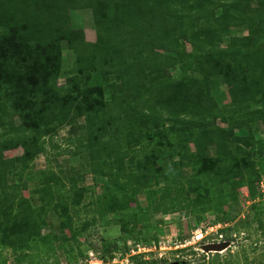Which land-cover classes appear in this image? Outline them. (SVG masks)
I'll list each match as a JSON object with an SVG mask.
<instances>
[{"label":"trees","instance_id":"1","mask_svg":"<svg viewBox=\"0 0 264 264\" xmlns=\"http://www.w3.org/2000/svg\"><path fill=\"white\" fill-rule=\"evenodd\" d=\"M84 8L93 10V43L70 24V11ZM232 28L246 35H231ZM63 41L77 55V72L67 84L58 83ZM175 65L176 79L168 75ZM93 73L119 78V84L110 82L111 99L102 85H88ZM212 76L222 77L233 104L229 135L210 126L221 115L208 96ZM257 121L264 124V0H0V243L15 253L25 250L47 225L46 207L64 218L61 229L78 235L92 225L95 213L74 228L70 210L87 190L77 185L75 172L107 178L110 185L90 205L101 203L100 214L117 213L125 233L139 219L131 203L159 178L171 186L158 195L155 209L163 213L180 210L189 191L197 192L192 207H212L209 188L218 181L231 179L238 187L236 179L244 178L254 194L261 178L252 159L258 140L234 136L233 129ZM169 122L182 124L175 133L178 160L164 148L171 144L168 131L158 127ZM65 126L68 148L57 153L78 156L80 172L71 166L69 174L57 173L50 163L49 146L58 148L51 136ZM188 142L194 151L185 149ZM15 147L22 152L4 154ZM211 147L215 154L198 156ZM38 154L46 168L35 169ZM184 161L194 171L189 179ZM28 177L34 186L29 197Z\"/></svg>","mask_w":264,"mask_h":264},{"label":"rangeland","instance_id":"2","mask_svg":"<svg viewBox=\"0 0 264 264\" xmlns=\"http://www.w3.org/2000/svg\"><path fill=\"white\" fill-rule=\"evenodd\" d=\"M92 11L90 8L70 11V24L73 28L82 30L85 42L89 43L96 40ZM230 34L245 36L246 32L232 28ZM227 41L228 38H224L222 44L225 45ZM187 50H190L188 44ZM76 56L75 51L68 46L67 41H63L61 43L59 84H67L68 77L76 74L78 67ZM179 74L178 65L172 66L168 70V75L172 78H179ZM189 74L193 78L201 77L196 71H191ZM110 82L119 84V78L116 75H110L108 79L104 80L100 73H93L88 85H102L105 98L108 100L112 96ZM80 87L81 83L78 84L77 88ZM119 93L117 90L116 95ZM208 96L212 98L221 114L220 117L210 123V126L229 135L233 104L222 77L212 76L210 78ZM250 106V108H254L257 104L251 103ZM233 118L237 120L239 116L236 115ZM240 118L246 117L243 114L240 115ZM82 120L83 118L78 119L79 122ZM166 126H172L174 133L167 130ZM181 126L182 124L175 123L172 125V122L158 126L159 129L168 131V139L166 138V140H169L171 144L165 143L164 148L171 152L173 160L179 158L177 155V150H179L178 138L175 133L179 131ZM233 133L237 137L249 136L248 138L254 141L258 140L253 145L256 155L252 159L261 172V178L254 183V194L250 193L244 178L236 179V181L241 182L238 187H233L234 181L231 179L218 181L214 185H210L209 188V198L211 199L209 204L212 207H206L205 210L202 209V205L192 207L191 201L195 199L197 192L189 191L182 194L183 207L180 210L163 213L155 209L159 199L158 195L166 187L169 190L171 186L159 178L157 186L149 187L139 193L137 199L131 203V207H135L139 219L135 224H130L129 231L125 233L121 231L118 225L117 213L100 214L101 203L95 206L90 205V200H95L101 196L104 188L109 186L110 182L105 177H95L87 172L85 175H81L82 173L78 170L80 163L78 156L58 155L57 152L68 148L69 126L57 128L51 136V140L53 145H57L58 148L49 146L48 149L51 166L57 173L61 168L68 174L69 168L74 166V170L77 168V172H80V174L74 173L77 185L87 188L79 207L70 210L75 225L73 226L78 228L82 221L92 220L94 213L96 221L86 227V230L79 231L77 235L68 229H61L59 225L64 218L62 219L56 210L46 207L43 209V216L47 220V225L39 230V234L35 238L29 241V246L25 250H17L15 253L10 247L0 243V264H170L182 260L181 256H187V264H264V153H260L261 150L264 152V124L259 121L249 122L245 126L233 129ZM259 140L263 144L259 145ZM236 142L232 139L229 143L232 153L237 152L238 142ZM194 148L193 143L188 142L185 149L192 152L195 150ZM244 148L249 147L244 145ZM21 152V147H15L4 154L13 156ZM213 154H215L214 147L198 152V156H211ZM33 164L35 169L47 167V161L43 154H38ZM184 164L182 173L189 179L194 176L192 164L187 163V161H184ZM202 178L204 184L208 182L209 185L210 178L205 176ZM27 179L28 190L24 191V194L29 197L28 191L34 186L32 178L28 177ZM9 180L13 181L15 178L9 176ZM199 190L202 194L205 192L202 188ZM61 191L65 192L64 190ZM38 197L35 194L31 200L35 206L40 204ZM234 198L239 199V209L234 207ZM223 216H228L229 219L224 220L222 219ZM217 224L222 226L219 227ZM211 225H217L213 232L216 228L217 230L220 228L219 232H222L225 239L233 238L232 243L226 241L222 245L229 244L230 246L221 253L207 250L205 242L212 241L211 237L200 238L202 241L196 238L200 233L209 230L208 227ZM212 237L219 238L218 234ZM216 239L213 240L215 243ZM144 245L149 246L151 250L145 253L139 251L138 247Z\"/></svg>","mask_w":264,"mask_h":264},{"label":"built area","instance_id":"3","mask_svg":"<svg viewBox=\"0 0 264 264\" xmlns=\"http://www.w3.org/2000/svg\"><path fill=\"white\" fill-rule=\"evenodd\" d=\"M246 196H247V194H246ZM219 227H221L222 225H220V224H217ZM217 225H211V226H209L208 227V229L209 230H207V231H205L204 233H200L199 234V236H196V238L198 239V240H200V238L201 239H204L203 237H205V239L206 238H209V237H211V239H212V241H208V242H205V244H206V246H208V245H213V244H222V243H225L226 241H229V240H231V239H225L224 238V236H223V234H222V232H219L220 231V228L217 230V228H216V230H215V232H213V229L215 228V226H217ZM210 231V232H209ZM218 234V236H219V238H213L212 236H214V235H217ZM232 236V235H231ZM217 240L216 241V243L213 241V240ZM201 241V240H200ZM230 242V241H229ZM231 243V242H230ZM230 245L229 244H227L225 247H223V248H221V249H218V250H209V252L211 251V252H213V251H216L217 253H221V252H223L224 250H226V248H228ZM138 249H139V251H142L143 253H145V252H148V251H150L151 250V248L149 247V246H146V245H144V246H139L138 247Z\"/></svg>","mask_w":264,"mask_h":264},{"label":"flooded vegetation","instance_id":"4","mask_svg":"<svg viewBox=\"0 0 264 264\" xmlns=\"http://www.w3.org/2000/svg\"><path fill=\"white\" fill-rule=\"evenodd\" d=\"M257 227H258V225H257ZM232 237V236H231ZM228 239V238H227ZM202 241V240H201ZM231 243L233 242V238L231 239V240H229ZM204 243V242H203ZM228 249V248H227ZM179 256V255H178ZM182 257V260H178V262L176 261V262H171L170 264H187L188 262V258H187V256H181ZM190 257V256H189ZM190 259V258H189Z\"/></svg>","mask_w":264,"mask_h":264},{"label":"water","instance_id":"5","mask_svg":"<svg viewBox=\"0 0 264 264\" xmlns=\"http://www.w3.org/2000/svg\"><path fill=\"white\" fill-rule=\"evenodd\" d=\"M224 243H222V244H213V245H208L207 246V250H218V249H221V248H223V247H225V246H222Z\"/></svg>","mask_w":264,"mask_h":264}]
</instances>
